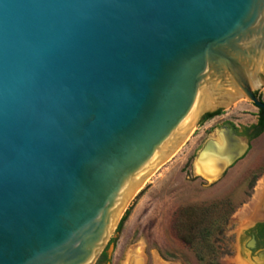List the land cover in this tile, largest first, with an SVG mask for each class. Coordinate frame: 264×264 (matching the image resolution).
I'll return each instance as SVG.
<instances>
[{
	"label": "water",
	"instance_id": "1",
	"mask_svg": "<svg viewBox=\"0 0 264 264\" xmlns=\"http://www.w3.org/2000/svg\"><path fill=\"white\" fill-rule=\"evenodd\" d=\"M263 84L264 0H0V264H93L190 131L264 110ZM225 134L221 172L247 149Z\"/></svg>",
	"mask_w": 264,
	"mask_h": 264
},
{
	"label": "rangeland",
	"instance_id": "2",
	"mask_svg": "<svg viewBox=\"0 0 264 264\" xmlns=\"http://www.w3.org/2000/svg\"><path fill=\"white\" fill-rule=\"evenodd\" d=\"M257 93L264 101V84ZM218 110V115L190 131L142 184L118 218L117 224L127 211L120 229L115 231L116 224L93 264H252L255 253L250 255L244 248L242 231L264 214V133L249 141L241 158L208 180L196 170L199 150L206 141L217 140V130L224 123L239 130L256 113L246 99ZM208 216L219 222L207 238L211 252L198 260L180 241V231L202 226Z\"/></svg>",
	"mask_w": 264,
	"mask_h": 264
},
{
	"label": "flooded vegetation",
	"instance_id": "3",
	"mask_svg": "<svg viewBox=\"0 0 264 264\" xmlns=\"http://www.w3.org/2000/svg\"><path fill=\"white\" fill-rule=\"evenodd\" d=\"M254 96L257 97L259 100L263 101L260 98L257 91L255 92ZM254 108H256V107H254ZM257 109H259V108H256V113L254 116L253 124H251L247 127H241V129L238 130L235 127H233L231 124L224 123L223 125L220 126V128H218L216 135L219 133H223L225 131V129H228V130L234 132L237 136L244 137L246 139V142H247V149H246V151H247L248 147H249V145H248L249 141L260 137V135L264 132V130H263V131L257 133L259 130V127H260L259 122H258ZM212 117H214V116H212ZM259 189L261 191V185H260ZM262 207H264V202H262ZM242 236L244 238H246V240L244 242V248L249 252L250 255L255 253V256H256L258 252L264 251V214L261 218L255 220L253 223H251V225H249V227L247 229L242 231Z\"/></svg>",
	"mask_w": 264,
	"mask_h": 264
},
{
	"label": "trees",
	"instance_id": "4",
	"mask_svg": "<svg viewBox=\"0 0 264 264\" xmlns=\"http://www.w3.org/2000/svg\"><path fill=\"white\" fill-rule=\"evenodd\" d=\"M220 113V110H216L212 112L209 116H207L203 121L211 118L212 116L218 115ZM257 114H258V122H259V130L257 133L261 132L264 130V110L262 109H257ZM202 121V122H203ZM201 122V123H202ZM222 205L227 206L229 205L228 203H225ZM214 207L216 205H213ZM200 208V207H198ZM210 211V210H209ZM127 211L123 214V216L120 218L115 231H118L120 229V226L125 218ZM204 217H206L207 213L201 212ZM221 217V215H220ZM207 218H210L209 216ZM219 218V217H218ZM201 222L203 220L201 219ZM219 219H206L205 224L200 226V224L196 225H190L186 227L185 229H181V236L179 237L180 241H182L184 244L188 245L194 252L198 260L202 259L205 253H210L211 252V247L210 245L207 244V238L208 236L212 233L213 229L216 224H218ZM186 230V232H185ZM182 232H184L182 234ZM113 241V240H112ZM111 241V242H112ZM204 250V252H203ZM203 252V253H202Z\"/></svg>",
	"mask_w": 264,
	"mask_h": 264
},
{
	"label": "bare ground",
	"instance_id": "5",
	"mask_svg": "<svg viewBox=\"0 0 264 264\" xmlns=\"http://www.w3.org/2000/svg\"><path fill=\"white\" fill-rule=\"evenodd\" d=\"M225 131L217 134V140L210 139L206 147L199 151L195 158L197 170L208 180L215 179L221 170L239 153L225 147L227 137ZM260 192V189H259Z\"/></svg>",
	"mask_w": 264,
	"mask_h": 264
},
{
	"label": "crops",
	"instance_id": "6",
	"mask_svg": "<svg viewBox=\"0 0 264 264\" xmlns=\"http://www.w3.org/2000/svg\"><path fill=\"white\" fill-rule=\"evenodd\" d=\"M253 122H254V118H253V121L251 122V123H249L248 125H241V127H247V126H249V125H251V124H253ZM264 133V132H263ZM236 135V134H235ZM262 135V134H261ZM260 135V136H261ZM237 136V135H236ZM239 137H241V136H239ZM247 143V142H246ZM196 170H197V167H196ZM197 172H199V171H197ZM200 176H203L200 172L198 173ZM204 177V176H203Z\"/></svg>",
	"mask_w": 264,
	"mask_h": 264
}]
</instances>
